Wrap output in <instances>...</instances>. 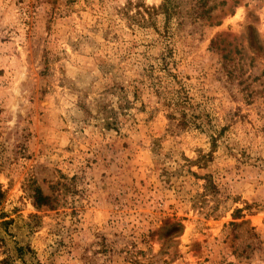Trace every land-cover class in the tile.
Segmentation results:
<instances>
[{"label":"rangeland","instance_id":"374dc122","mask_svg":"<svg viewBox=\"0 0 264 264\" xmlns=\"http://www.w3.org/2000/svg\"><path fill=\"white\" fill-rule=\"evenodd\" d=\"M0 264H264V0H0Z\"/></svg>","mask_w":264,"mask_h":264},{"label":"trees","instance_id":"16d2710c","mask_svg":"<svg viewBox=\"0 0 264 264\" xmlns=\"http://www.w3.org/2000/svg\"><path fill=\"white\" fill-rule=\"evenodd\" d=\"M33 197H34V202H35V204L36 205H42V204H44L46 201H45V198H46V196H43L41 193H40V190L37 188V187H35L34 189H33Z\"/></svg>","mask_w":264,"mask_h":264}]
</instances>
